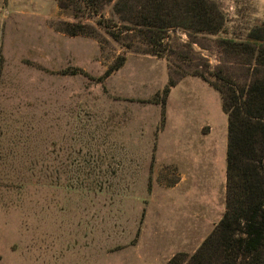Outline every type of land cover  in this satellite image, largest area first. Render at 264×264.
<instances>
[{"label": "rangeland", "instance_id": "rangeland-1", "mask_svg": "<svg viewBox=\"0 0 264 264\" xmlns=\"http://www.w3.org/2000/svg\"><path fill=\"white\" fill-rule=\"evenodd\" d=\"M63 1L0 0V264H167L182 252L187 264L225 211L228 142L220 93L192 73L224 66L246 81L217 38L264 34V0H210L222 30L188 47L186 29L170 30L164 57L141 28L111 36L81 0ZM102 14L123 24L113 3ZM77 16L97 36L65 33ZM185 76L199 79L163 103ZM171 129L191 145L161 157Z\"/></svg>", "mask_w": 264, "mask_h": 264}, {"label": "trees", "instance_id": "trees-1", "mask_svg": "<svg viewBox=\"0 0 264 264\" xmlns=\"http://www.w3.org/2000/svg\"><path fill=\"white\" fill-rule=\"evenodd\" d=\"M110 3L123 24L103 18V9ZM59 6L66 9L67 4L59 0ZM78 6L89 17L99 16L97 22L109 29L111 36H116L115 27L120 34L141 28L152 48L149 54L158 57H164L170 46V30L186 29L191 39L182 44L188 47L198 42L197 34L216 35L225 24L224 14L210 0H81ZM63 23V31L69 35L97 36L95 26L80 19ZM217 46L234 57L246 72V81L226 74L224 66L192 73L220 93L228 117V142L225 211L187 264H264V34H251L246 40L218 37ZM126 59L121 55L103 78L123 67ZM177 83L178 79L169 80L163 103ZM187 257L178 253L167 264H183Z\"/></svg>", "mask_w": 264, "mask_h": 264}, {"label": "crops", "instance_id": "crops-1", "mask_svg": "<svg viewBox=\"0 0 264 264\" xmlns=\"http://www.w3.org/2000/svg\"><path fill=\"white\" fill-rule=\"evenodd\" d=\"M196 79V78H198L199 79V77H195V76H185V77H183L179 82H178V84L176 85V86H174L173 87V89L171 90V92H170V95L172 94V92H173V90L174 89H176V88H178V86L181 84V83H184V81H194V80H191V79ZM201 79V78H200ZM202 80V79H201ZM205 82V81H204ZM206 83V82H205ZM209 85V84H208ZM170 95H169V97H170ZM168 103H169V98H168ZM171 122H169V124H170ZM171 125V124H170ZM170 125H169V127H170ZM168 127V128H169ZM16 138H19V136L16 134V133H14V132H11V134H10V140H12V142H14L15 141V139ZM181 140H183V138H182V136H181V130H180V132L178 131V129H171V130H168V131H162L161 132V134L159 135V139H158V144H157V152H158V155L160 156V155H162L161 157H163V156H165V152H166V148H167V143H170V144H173V145H176V146H178L177 148H183L182 147V145L184 146V147H187V146H190L191 145V143H188V142H185V141H183L182 143H180V141ZM185 140V139H184ZM16 143V145H13V146H17L18 145V143L17 142H15ZM12 145V144H11ZM12 155H13V153H12ZM29 155H31V158H32V160H30L29 161V163H34L35 161L33 160L34 159V157L37 155V154H35V153H29ZM17 156V155H16ZM166 156H168V157H170L171 156V154L170 155H168L167 153H166ZM174 156H177V155H174ZM171 157H173V156H171ZM159 159V161H162L163 160V158H161L160 159V157L158 158ZM16 161H18V163L19 164H23V160H16ZM16 163V162H15ZM36 163V162H35Z\"/></svg>", "mask_w": 264, "mask_h": 264}]
</instances>
